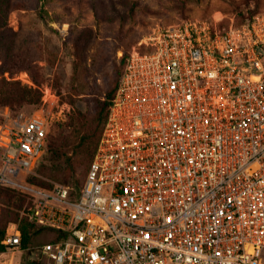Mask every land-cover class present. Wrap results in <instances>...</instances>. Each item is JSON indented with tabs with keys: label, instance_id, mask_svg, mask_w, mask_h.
<instances>
[{
	"label": "built area",
	"instance_id": "2783aa9c",
	"mask_svg": "<svg viewBox=\"0 0 264 264\" xmlns=\"http://www.w3.org/2000/svg\"><path fill=\"white\" fill-rule=\"evenodd\" d=\"M0 122V188L47 146L42 114ZM22 217L56 234L42 264H264V12L155 29L128 58L87 175L31 188Z\"/></svg>",
	"mask_w": 264,
	"mask_h": 264
},
{
	"label": "rangeland",
	"instance_id": "374dc122",
	"mask_svg": "<svg viewBox=\"0 0 264 264\" xmlns=\"http://www.w3.org/2000/svg\"><path fill=\"white\" fill-rule=\"evenodd\" d=\"M261 12L264 0H0V19L8 30L0 40V83L17 82L41 93L39 106L0 107V122L7 113H39L47 118L50 132L79 111L87 127L123 58L155 29L196 19L226 26ZM83 160L75 172L80 183L87 170ZM61 177L65 175L51 178L35 168L21 176L18 188H0V225L15 214L17 220L9 223L19 222L31 188L65 184ZM38 229L34 227L26 247L6 246L0 264H42L36 247L56 234Z\"/></svg>",
	"mask_w": 264,
	"mask_h": 264
},
{
	"label": "trees",
	"instance_id": "16d2710c",
	"mask_svg": "<svg viewBox=\"0 0 264 264\" xmlns=\"http://www.w3.org/2000/svg\"><path fill=\"white\" fill-rule=\"evenodd\" d=\"M254 15L236 24H241L251 19ZM7 32V28L0 19V40ZM129 56L130 54H128L126 58H123V67L116 73L117 76L115 80H113L111 86H107L103 89V100L99 99L96 101L93 118L88 122L89 126L86 127L85 125V115L79 111H75L70 115L67 122L56 124L54 128L48 132L46 150L36 169L40 172L42 171L43 174L51 178H54L57 174H64L65 177H61L60 180L65 183V185L72 183L75 192L78 191L83 183H80L75 176L78 162L80 159H84L82 163L87 166L85 173L86 177L101 137L103 125L107 121L112 100L119 87ZM25 104L39 106L41 104L40 91L20 87L17 82L2 79L0 83V107L8 106L11 108H20ZM39 184L45 185L43 183ZM3 191L9 192V194L11 192L10 190ZM13 197L14 195H9V199ZM17 218L18 215L15 214L13 219H7L4 221V224L0 225V253L6 250V246L2 241L6 234L7 223L17 220ZM34 227L37 228L28 218L22 217L20 230L23 247L27 246L32 235L36 232L34 231Z\"/></svg>",
	"mask_w": 264,
	"mask_h": 264
}]
</instances>
